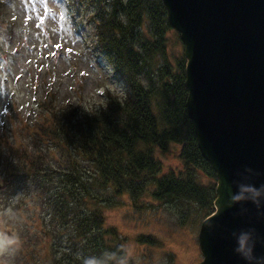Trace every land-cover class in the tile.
Returning <instances> with one entry per match:
<instances>
[{"label":"trees","instance_id":"trees-1","mask_svg":"<svg viewBox=\"0 0 264 264\" xmlns=\"http://www.w3.org/2000/svg\"><path fill=\"white\" fill-rule=\"evenodd\" d=\"M87 1L100 9L104 0ZM108 6L97 19L98 46L109 57L115 77L125 82L124 90L117 93L108 87L98 104L55 105L44 116L53 136L45 141L42 135L38 144H44L35 149L13 144L8 158L0 155L5 181L22 188L29 182L45 194L49 250L36 264H84L88 258L117 264L125 257L123 237L106 223L104 209L124 193L135 203L148 194L188 210L193 206L203 213L202 219L215 210L217 181L207 183L198 173L200 169L217 177L201 154L187 112L185 61L176 73L163 64L157 78L143 72L171 27L166 6L162 0H111ZM146 18L156 39L142 36ZM176 141L183 145L180 156L189 170L160 175L163 167L154 148L165 150ZM55 150L59 154L54 155ZM140 239L154 240L151 235Z\"/></svg>","mask_w":264,"mask_h":264},{"label":"rangeland","instance_id":"rangeland-1","mask_svg":"<svg viewBox=\"0 0 264 264\" xmlns=\"http://www.w3.org/2000/svg\"><path fill=\"white\" fill-rule=\"evenodd\" d=\"M110 2L104 0L99 9L87 0H0V155L8 158L13 144L35 149L44 144H38L42 135L47 136L45 141L53 136L44 116L55 105L98 104L108 87L117 93L124 90L125 82L115 77L109 57L98 46L97 19ZM140 31L143 38L157 37L150 18ZM163 37L164 46L143 68L154 78L165 63L176 73L187 62L179 31L171 26ZM182 146L176 141L165 150L154 148L163 167L160 175L189 170L180 156ZM198 173L207 183L217 181L200 169ZM5 176L0 164V249H11L0 254V264H36L35 259L49 250L44 236L45 194L29 182L25 188L17 187ZM104 211L106 223L123 237L125 257L117 264L202 262L198 236L204 219L195 207L188 210L148 194L135 203L124 193ZM142 235L154 240L142 241Z\"/></svg>","mask_w":264,"mask_h":264},{"label":"water","instance_id":"water-1","mask_svg":"<svg viewBox=\"0 0 264 264\" xmlns=\"http://www.w3.org/2000/svg\"><path fill=\"white\" fill-rule=\"evenodd\" d=\"M185 43L187 112L217 175L215 211L200 226V264H245L236 235L264 255V197L232 203L238 184L264 185V0H162Z\"/></svg>","mask_w":264,"mask_h":264},{"label":"clouds","instance_id":"clouds-1","mask_svg":"<svg viewBox=\"0 0 264 264\" xmlns=\"http://www.w3.org/2000/svg\"><path fill=\"white\" fill-rule=\"evenodd\" d=\"M261 197H264V185L257 187L251 184H238L235 191L228 193V199L232 203L251 202L258 205ZM235 241V251L245 261V264H264V255H257L256 253V239L252 231L239 232ZM10 251L9 248L0 249V254H6ZM84 264H98V261L94 258H88Z\"/></svg>","mask_w":264,"mask_h":264},{"label":"snow or ice","instance_id":"snow-or-ice-1","mask_svg":"<svg viewBox=\"0 0 264 264\" xmlns=\"http://www.w3.org/2000/svg\"><path fill=\"white\" fill-rule=\"evenodd\" d=\"M57 47H59V45Z\"/></svg>","mask_w":264,"mask_h":264}]
</instances>
